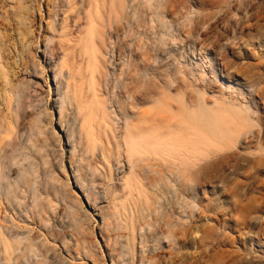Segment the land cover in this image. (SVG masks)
I'll list each match as a JSON object with an SVG mask.
<instances>
[{"label": "rangeland", "instance_id": "rangeland-1", "mask_svg": "<svg viewBox=\"0 0 264 264\" xmlns=\"http://www.w3.org/2000/svg\"><path fill=\"white\" fill-rule=\"evenodd\" d=\"M12 1L0 0V64L11 48L19 50L24 25L33 34L21 56L8 53L18 61L14 76L11 71L4 78L0 65V94L6 91L10 98L8 105L0 102V264H189L179 258L191 250L188 244L173 246L179 217L195 226L212 217L200 213L201 204L223 212L228 204L218 203L220 193L212 186L242 178L239 165L221 166L219 157L209 154L187 174L166 179L163 168L155 174L143 158L133 171L151 208L142 216L134 209L130 230L120 208L142 201L126 197L122 108L135 101V125L161 92L170 94L175 109L179 101L198 106L226 99L252 119L245 129L264 134V0H108L120 2L124 12L117 21L107 19L104 28L107 84L99 95L116 130L97 134L98 143L109 138L105 157L99 146L87 149L73 100L62 99L61 22L68 15L76 34L87 2L20 0L30 8L21 15ZM234 78L242 85L239 91ZM254 140L239 150L242 159L264 158V139ZM205 174H214L216 182L204 181ZM256 175L264 178V168ZM257 190L253 194L264 196Z\"/></svg>", "mask_w": 264, "mask_h": 264}, {"label": "bare ground", "instance_id": "bare-ground-1", "mask_svg": "<svg viewBox=\"0 0 264 264\" xmlns=\"http://www.w3.org/2000/svg\"><path fill=\"white\" fill-rule=\"evenodd\" d=\"M38 1L40 3V0ZM80 1L81 3L86 1L88 8L85 11L83 22L76 27L77 33L75 34L69 29L68 15L64 16L60 26L62 37L59 40V45L62 55L59 65L65 74L62 99L64 101L73 100L77 109L80 130L88 140L87 149L93 150L99 146L101 156L105 157L108 153L109 138L98 143L97 134L101 130L107 136L108 132L115 133L116 130L112 111H109L106 100L101 99L99 95L100 86L107 84V59L104 51L106 31L104 28L108 25L107 19L116 18L113 21H117L119 17L123 16L124 11L120 2L113 5L108 0ZM19 2L21 1L17 0L18 4ZM20 4L17 13L22 15L20 10L30 8L28 3L27 5L21 4V6ZM18 7L16 6L13 12ZM10 9L12 10V8ZM105 13L108 17L104 19ZM14 15L13 18H16ZM42 18L39 24L43 20ZM15 21L17 20L15 19ZM23 27L25 28V39L21 42L19 50H15L14 47L8 49L16 57L21 56L25 52V47L32 41V29L25 25ZM34 27L31 28L34 29ZM18 34L20 33L18 32ZM2 39L4 38H1L2 43L0 42V44H3ZM44 48H46L45 43ZM9 51L0 64L4 78L9 77L11 71L13 76L17 72L15 69L18 61L11 54L8 55ZM6 58L9 60L8 62ZM25 61L22 58L21 63L25 64ZM232 81L236 84V91L242 89V85L236 78ZM0 95V100H2L0 102L8 105L10 98L7 92H2ZM168 96L170 94L167 92H161L154 101V105L140 113L135 125L131 124L133 122L131 108L134 107L135 101L128 106L125 105L124 109L122 108V111L124 110L122 138L126 151V164H128V172L124 180V186L127 189L126 197L135 196L137 201H142L137 205L132 202L129 205L121 206L120 209L126 213V226L130 230L135 227L134 209L139 211L142 216L145 211H149L151 208L149 197L143 194L144 192L137 185L133 171L134 167L142 166L143 158L148 160V168L153 173L157 174L163 168L164 175L168 179L174 173L177 175L187 174L199 160L213 154L219 157L221 166L232 161L237 163L239 165L238 174L242 178L238 177L232 181L219 180L218 183H215L216 176L214 174H205L204 181L215 183L212 187L217 188L220 193L216 198L218 203L223 201L228 206L224 208L223 212H219L217 206L208 208L207 205L201 204L200 213H211L212 217L209 216V221L208 219L200 220V223L195 226L186 221L187 216H180L178 219L179 229L173 234L174 244H172L179 246L178 249L186 247L184 242L188 244L191 250L179 258L187 260L189 264H252L255 260H258V264H264V196L255 195L257 188L258 193L264 192V178L256 175L260 168H264V158L261 156L252 158L251 155L247 161L242 159L244 155L239 152L243 148L249 149L251 142H247V140L255 139L254 142H259L264 139V134H261L260 131L245 129L252 123V119L244 113V110L235 107L230 100L201 101L198 106H189L185 102L179 101V105L175 109ZM112 202L116 206L114 198ZM154 203H159V199H155ZM153 206L155 207V204ZM222 213L227 219L220 217ZM188 217H192V215H188ZM206 217L208 218V215H205ZM230 218H232V229L228 223ZM210 220H213V224H209ZM256 255H260V259H256Z\"/></svg>", "mask_w": 264, "mask_h": 264}]
</instances>
